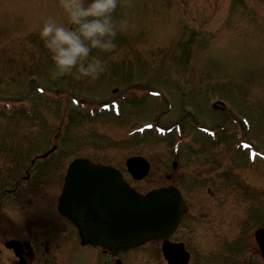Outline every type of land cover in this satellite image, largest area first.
<instances>
[{
	"label": "rangeland",
	"instance_id": "obj_1",
	"mask_svg": "<svg viewBox=\"0 0 264 264\" xmlns=\"http://www.w3.org/2000/svg\"><path fill=\"white\" fill-rule=\"evenodd\" d=\"M47 15H61L58 0H0V163L5 165L0 176L2 184L7 183L9 187L15 181L9 180L20 175L21 169L27 166L33 172V181L27 184H34L30 193L35 203L41 210L50 211L54 210L63 172L72 158L88 157L94 162L125 169L124 160L128 156L141 155L150 163V174L139 183L125 173L128 182L149 189L169 184L176 176L187 182L185 185L180 183V189L194 213L201 209L199 204L207 203L201 194H218V205L226 209V214L221 215V210L210 205L207 216L212 223H218L217 219L221 217L220 225L225 228L232 224L236 229L229 230L226 235L238 237L236 242L239 245L254 226L264 224V161L260 158L255 157L252 162L241 157L237 149H231L233 142L228 138L216 144H205L191 137L197 145L181 147L178 165L173 170L171 161L175 158L168 148V138L163 140L152 133H138L136 129L140 121L158 122L163 126L182 120L185 133L190 137L192 119H181L187 116L179 105V77L186 79L181 87L186 104H191L190 111L215 126L219 123L218 118L201 110L202 106L206 109L202 93L206 88L218 89L219 86L226 89L223 84L230 83L226 81L229 77L231 80L235 77V83H231L233 93L229 90L232 94L235 89L242 94L245 88L248 89L245 100L236 94L237 100L232 104L236 114H245L251 122L252 128L242 138L246 137L252 147L264 152V3L258 0H120L114 15L118 19H127V28L117 36L118 47L108 60L106 72L95 80L51 77V60L34 31ZM179 41L188 47L190 58L186 59L185 65L181 64L182 59H178L180 65L175 66L170 52ZM15 47L17 53L27 52L26 58L18 55L17 59H11ZM94 53L108 55L97 50ZM171 69L177 70L172 73ZM30 73L42 83L26 84L24 77ZM241 81L248 85L239 87ZM36 86L45 91L39 93ZM128 87L130 94L125 95L120 117L108 111L97 112L90 118L73 110L76 106L71 97L100 103L121 96ZM142 88L167 89L172 97L175 96L172 110L160 113L164 106L150 98L131 100L130 96L141 94ZM179 139L181 135L175 132L174 144H179ZM235 143L237 146L238 139ZM53 144L58 148L54 155L44 159L39 157L31 163ZM205 162L208 163L202 165ZM212 162L218 163L221 170L201 174L199 167L204 166L209 171L214 169L209 165ZM43 165L46 169L40 170L46 174L35 169ZM47 166H52V170ZM194 179H204L209 184L202 188ZM5 208L13 210V207ZM190 217L173 238L185 237L190 241L192 257L195 258L192 263H203L202 259L211 262L219 254L215 247H209L211 244L207 240L211 237L208 232L203 233L205 225L197 221L196 216ZM193 222H196L195 228L190 230ZM65 236L69 241L66 248L77 264H98L106 259L94 252L96 249L93 254L87 248L80 249L78 240L73 239L74 233ZM198 238L199 243L196 242ZM230 246L226 248L225 261L221 264H231L228 257L232 258L238 252L243 254V250ZM120 259L121 264H162L159 249L155 246L132 250ZM246 259L241 263L246 264ZM58 261L65 264L64 260Z\"/></svg>",
	"mask_w": 264,
	"mask_h": 264
},
{
	"label": "clouds",
	"instance_id": "obj_2",
	"mask_svg": "<svg viewBox=\"0 0 264 264\" xmlns=\"http://www.w3.org/2000/svg\"><path fill=\"white\" fill-rule=\"evenodd\" d=\"M119 4L120 0H58L61 15H47L34 29L51 60L53 79L95 80L106 72L118 47L117 36L128 23L114 15Z\"/></svg>",
	"mask_w": 264,
	"mask_h": 264
},
{
	"label": "water",
	"instance_id": "obj_3",
	"mask_svg": "<svg viewBox=\"0 0 264 264\" xmlns=\"http://www.w3.org/2000/svg\"><path fill=\"white\" fill-rule=\"evenodd\" d=\"M71 166L73 167V170L70 173L69 182L66 184L61 197L62 211L75 223L85 242L99 244L111 251H116L134 246L142 240L144 241V239L155 235L144 231H139L136 235H133V233H130L129 231L126 234H121L120 229L129 225L128 217L125 214L119 213L114 208L98 210L94 205H89V210H87L82 203L74 202L75 199L80 200L85 196L91 183V179H88L89 175L82 177V172L79 171V173L78 170L85 167V170L89 171V168H93V165L87 160H76ZM115 175L116 174L112 177V180ZM115 195L116 193L113 190L107 194V197L110 200L112 196ZM154 198L155 197L149 196L147 203L151 202L155 204V202L152 201ZM143 203L144 198H140L138 200V205H143ZM108 211H111L117 217L116 221H110L109 219L103 218ZM161 214L164 217H167L168 210L164 208ZM168 227L169 226H167L166 229H168ZM160 232L156 234H161L162 232ZM142 236L143 238H141Z\"/></svg>",
	"mask_w": 264,
	"mask_h": 264
},
{
	"label": "flooded vegetation",
	"instance_id": "obj_4",
	"mask_svg": "<svg viewBox=\"0 0 264 264\" xmlns=\"http://www.w3.org/2000/svg\"><path fill=\"white\" fill-rule=\"evenodd\" d=\"M28 219L37 221L36 222L37 226L35 227V229H39L38 231L33 230V229L32 230L31 229H25V227L22 225L14 224V227L16 228V233L13 234L12 231H10V230H4V232L1 231L2 234H0V236L2 237V239H0V240H5V238H15L18 240L19 239L22 240L25 238V235L28 233L29 234L28 239L30 241L31 248H32L34 256H35V244H34L32 237L34 236L36 238L37 232H39V233L52 232L53 228L56 227V225H54V221L50 222L49 219L45 216H40L37 219H33V217H28ZM20 231H21V233H20ZM1 263L2 264H15V262H13V261L6 262L5 260L1 261L0 264Z\"/></svg>",
	"mask_w": 264,
	"mask_h": 264
}]
</instances>
